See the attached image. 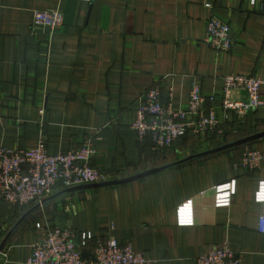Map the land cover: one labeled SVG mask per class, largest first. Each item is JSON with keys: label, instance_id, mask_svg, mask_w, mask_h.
I'll use <instances>...</instances> for the list:
<instances>
[{"label": "crops", "instance_id": "1", "mask_svg": "<svg viewBox=\"0 0 264 264\" xmlns=\"http://www.w3.org/2000/svg\"><path fill=\"white\" fill-rule=\"evenodd\" d=\"M48 9L63 12L65 23L35 25L34 12ZM211 17L231 26L230 51L205 43ZM230 74L264 77V13L250 0H0V146L29 149L44 138L56 155L91 140L93 163L110 179L134 176L264 130V107L240 117L223 109L222 78ZM195 81L206 97L216 96L201 111L212 108L224 134L190 129L163 151L151 139L141 145L132 127L140 97L159 86L166 103L187 109ZM233 98L249 96L236 89ZM247 148L264 153V138L125 184L64 195L14 232L0 264H26L47 232L38 223L130 241L148 264H195L225 245L243 264H264L263 206L255 201L264 159L245 170L239 161ZM232 180L231 204L216 206L215 187ZM190 200L194 223L179 225L177 209ZM37 203L17 209L0 200V246ZM94 246L87 247L90 256Z\"/></svg>", "mask_w": 264, "mask_h": 264}, {"label": "built area", "instance_id": "2", "mask_svg": "<svg viewBox=\"0 0 264 264\" xmlns=\"http://www.w3.org/2000/svg\"><path fill=\"white\" fill-rule=\"evenodd\" d=\"M90 1V0H89ZM260 6L264 13V0H250ZM65 23L63 12L55 9L36 10L34 24L55 29ZM205 43L219 51H230L234 41L231 26L217 17L207 23ZM222 107L226 112L244 116L264 107L260 92L264 77L230 74L223 78ZM236 89L245 90L248 100L234 99ZM216 96L206 97L199 81L192 84L187 109H176L163 100L161 88L154 86L144 93L138 103V114L132 127L141 145L151 139L152 146L163 151L177 144L191 129L195 134L208 132L221 137L224 129L217 113L210 108L202 112V106L213 102ZM194 120L190 121V117ZM96 148L91 140L81 146L50 154L45 139L29 149H10L0 146V200L22 209L40 202L58 189L109 180L107 171L93 163ZM264 153L247 148L241 155L239 165L245 170H256ZM236 193V181L215 187L216 206H228ZM255 201L263 206L258 230L264 234V181L258 184ZM179 225H192L194 211L192 200L177 209ZM45 236L31 246L26 264H148L151 260L144 252L134 250L130 241L119 242L115 237L99 238L90 231L77 232L64 227H43ZM95 242L89 258L83 257L89 243ZM195 264H243L228 245L214 248L196 258Z\"/></svg>", "mask_w": 264, "mask_h": 264}, {"label": "water", "instance_id": "3", "mask_svg": "<svg viewBox=\"0 0 264 264\" xmlns=\"http://www.w3.org/2000/svg\"><path fill=\"white\" fill-rule=\"evenodd\" d=\"M262 138H264V130L260 131V132L253 133V134L248 135V136H245V137L240 138V139L235 140V141H227V139H225L224 143H222L219 146L213 147V148L208 149V150L201 151L199 153L192 154L188 157L178 159V160L163 164V165L158 166V167L151 168L149 170H146V171L139 173L137 175H134V176H130V177H126V178L109 179V180H105V181L97 182V183L77 185V186L65 188L64 190H56L51 195H49L48 197H46L42 201L38 202L36 205L30 207L28 210L24 211L21 214V216L15 221L13 227L9 230L5 239L2 241V244L0 246V255H1V252L5 249L6 244L8 243L9 239L14 234V232L29 218V216L34 211H36L37 209H40L42 206H45V205L51 203L52 201H54V200H56V199H58L64 195L74 193L77 191H81V190H86V189H93V188H99V187L125 184V183L131 182L133 180L140 179V178L146 177V176L151 175V174H155L157 172H160V171H163L166 169H170V168H174V167H178V166H182L185 164L193 163L195 161L202 160L204 158L216 155L218 153L228 151V150L233 149L235 147L258 141ZM83 257L89 258L90 255H89V253L84 251Z\"/></svg>", "mask_w": 264, "mask_h": 264}, {"label": "trees", "instance_id": "4", "mask_svg": "<svg viewBox=\"0 0 264 264\" xmlns=\"http://www.w3.org/2000/svg\"><path fill=\"white\" fill-rule=\"evenodd\" d=\"M256 142V141H255ZM253 143V142H252ZM249 144H251V143H249ZM241 146H243V145H241ZM241 146H238V147H241ZM238 147H235V148H238ZM235 148H233V149H235ZM233 149H231V150H233ZM208 158V157H207ZM205 159V158H204Z\"/></svg>", "mask_w": 264, "mask_h": 264}]
</instances>
